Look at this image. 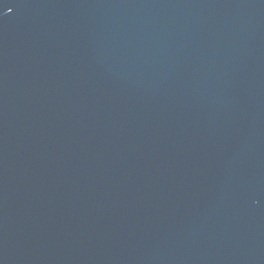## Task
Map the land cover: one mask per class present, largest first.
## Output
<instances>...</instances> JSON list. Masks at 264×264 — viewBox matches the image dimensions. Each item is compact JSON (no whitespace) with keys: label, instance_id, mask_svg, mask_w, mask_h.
Returning <instances> with one entry per match:
<instances>
[{"label":"water","instance_id":"obj_1","mask_svg":"<svg viewBox=\"0 0 264 264\" xmlns=\"http://www.w3.org/2000/svg\"><path fill=\"white\" fill-rule=\"evenodd\" d=\"M0 264H264V0H0Z\"/></svg>","mask_w":264,"mask_h":264}]
</instances>
